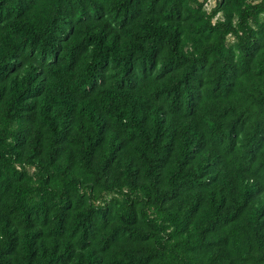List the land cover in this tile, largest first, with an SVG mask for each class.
I'll list each match as a JSON object with an SVG mask.
<instances>
[{
  "label": "trees",
  "instance_id": "16d2710c",
  "mask_svg": "<svg viewBox=\"0 0 264 264\" xmlns=\"http://www.w3.org/2000/svg\"><path fill=\"white\" fill-rule=\"evenodd\" d=\"M0 0V264H264V0Z\"/></svg>",
  "mask_w": 264,
  "mask_h": 264
},
{
  "label": "rangeland",
  "instance_id": "374dc122",
  "mask_svg": "<svg viewBox=\"0 0 264 264\" xmlns=\"http://www.w3.org/2000/svg\"><path fill=\"white\" fill-rule=\"evenodd\" d=\"M214 5H215V1H214V0H210V1H208V2L206 3L205 8H206L207 10H210L211 8L214 7Z\"/></svg>",
  "mask_w": 264,
  "mask_h": 264
}]
</instances>
